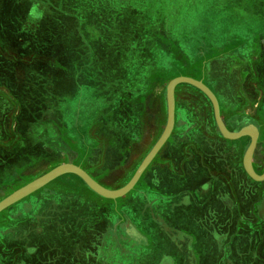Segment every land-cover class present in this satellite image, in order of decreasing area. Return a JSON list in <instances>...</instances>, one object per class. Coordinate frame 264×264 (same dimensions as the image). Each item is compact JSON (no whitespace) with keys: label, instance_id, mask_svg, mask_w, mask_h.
Segmentation results:
<instances>
[{"label":"rangeland","instance_id":"1","mask_svg":"<svg viewBox=\"0 0 264 264\" xmlns=\"http://www.w3.org/2000/svg\"><path fill=\"white\" fill-rule=\"evenodd\" d=\"M185 1L0 0V201L65 163L107 189L124 186L164 130L167 84L180 75L211 90L228 131L257 132L250 166L263 173L264 47H231L238 33L232 28L242 23L231 16V0L219 6L223 17L210 14L203 0ZM133 9L144 15L141 27L132 28L133 16L113 20L119 12L136 15ZM173 96L168 136L123 195H100L64 171L0 210V264H40V254L27 260V231L38 229L33 220L57 221L59 233L71 237L78 233L73 223L90 227L91 214L81 211L91 202L130 207L143 197L145 205L161 207L152 177L165 172L176 192L191 187L189 179L197 183L192 188L206 180V203L221 195L232 224L263 219L257 214L264 215V179L243 166L250 136L224 137L210 98L197 86L178 82ZM128 224L139 226L125 217L121 228ZM78 249L77 259L87 264L86 245Z\"/></svg>","mask_w":264,"mask_h":264},{"label":"crops","instance_id":"2","mask_svg":"<svg viewBox=\"0 0 264 264\" xmlns=\"http://www.w3.org/2000/svg\"><path fill=\"white\" fill-rule=\"evenodd\" d=\"M125 1L127 4L130 2ZM231 3L233 19H242L237 28H232L238 33L232 34L231 47H264V0H231ZM133 4L138 7L136 2ZM134 11L136 15L119 12L113 20L122 23L133 16L138 20L132 28L137 29L146 20L143 13L136 9ZM69 16L78 18L73 13ZM152 16L148 23H153ZM133 32L137 33L136 30ZM126 34L133 33L127 31ZM119 205L115 202L101 206L91 202V209L81 211L87 217L91 214L90 227L88 224V227L84 225L82 228L79 224H71L73 229L77 227L78 230L77 235L71 237L59 233L61 224L58 225L57 221L33 220L32 226L35 223L38 229L32 232L34 227H31L27 231L31 244L28 262L34 261L33 254L35 257L40 254V257H36L40 264H86L80 263L75 255V250L78 252V248L86 245L89 255L87 264H264V219L254 225H229L225 218L227 212L221 210L223 219L206 223L210 211L215 212L220 208L217 201L206 203L199 209L190 204L176 206L174 210L157 209L150 204L145 205L143 197L139 205ZM157 213L164 219L166 216L168 227L155 225L151 221L150 218ZM74 214L80 215V212ZM125 217L139 223L137 227L131 226L142 236L141 239L135 240L124 234L126 226L122 229L121 222ZM174 230L178 231L176 238L170 235V231ZM156 234L163 238L162 245L155 241Z\"/></svg>","mask_w":264,"mask_h":264},{"label":"water","instance_id":"3","mask_svg":"<svg viewBox=\"0 0 264 264\" xmlns=\"http://www.w3.org/2000/svg\"><path fill=\"white\" fill-rule=\"evenodd\" d=\"M182 81L197 86L198 88H200L203 92H205L208 95L213 105L214 117H215L217 127L224 137H227L229 139H235L241 135L250 136L251 141H250V144L248 146V149L243 159V166H244L245 171L248 173V175L252 177L253 179L255 180L264 179V171L263 173L257 175L253 172L250 166V154L253 151L254 146H255L257 132L254 129L249 128V127H244L236 132L228 131L220 117L218 103L215 98V95L211 92V90L205 84H203L201 81L195 78L180 75V76H176L170 79L167 84V121H166L164 130L162 131L161 135L156 140V142L153 144L151 149L148 151L145 158L140 163V165L138 166V168L136 169L132 177L129 179V181L124 186L116 190L107 189L104 186L97 183L94 179H92L85 171H83L78 166L65 163V164H61L55 167L54 169L48 171L44 175L28 183L27 185L21 187L20 189L14 191L12 194L7 196L5 199L0 201V210H2L4 207L14 202L15 200L19 199L23 195L28 194L29 192L34 190L39 185H42L43 183L47 182L48 180L52 179L53 177L59 175L60 173L64 171H72V172L77 173L91 187L92 190H94L100 195H103L105 197H111V198H115V197L123 195L137 181L139 175L141 174L142 170L144 169V167L146 166L150 158L155 154V152L159 149V147L162 145V143L168 136L173 126V120H174V96H173L174 86L176 83L182 82ZM126 232L128 233L130 237H132L135 240L142 238V236L135 230L133 226L127 229Z\"/></svg>","mask_w":264,"mask_h":264},{"label":"flooded vegetation","instance_id":"4","mask_svg":"<svg viewBox=\"0 0 264 264\" xmlns=\"http://www.w3.org/2000/svg\"><path fill=\"white\" fill-rule=\"evenodd\" d=\"M163 175L164 176L162 178H159L157 175H156V177H155V175H153V177H152V179H154V185H155L156 191H157L156 197H157L158 201L161 202V207L159 206V207H157V209H162V208L164 209L165 208V209L174 210L176 206L177 207H183L187 204L193 205L197 209L204 207V205L206 204V201L208 200V195H207V193H208V182L206 180L202 181L199 184L200 187L196 186V187L192 188V185L193 184L196 185L197 183L194 182L192 179H189L188 183L190 184L191 187H188L185 189H179L176 192V189L174 188L173 178H171V176L168 175V173H166V172ZM184 192H186V193H184ZM171 199H173L172 202H170ZM212 201L213 202L217 201L220 208L218 209V211H215V212L210 211L211 213L209 215H207L206 223H209V224L212 223L213 221H215L216 219H221V218L223 219L224 217H222L221 215H222V212L225 211L224 207L228 208V206L224 203L225 200L223 199V197L221 195L220 196L218 195V197H216ZM163 202H168V204L166 205V203L164 204ZM213 202H210V203H213ZM210 203H208V204H210ZM221 210H222V212H221ZM253 212H256V211L255 210L250 211V213H253ZM257 215H259L260 218L262 216L264 217V215H260V214H257ZM155 216H156L155 225L167 226V227L169 226L167 221L164 218H162L161 214L157 213ZM223 216H224V214H223ZM165 218H166V216H165ZM258 221L259 220H257V221L256 220L240 221L238 219H235L233 221V224L237 225L240 223L241 224L246 223L245 225H248V224L254 225V224H257ZM226 223L229 225H232V222L227 220V218H226ZM130 227H132V226L128 224L126 229H129ZM171 232H173V234H176L178 231L174 230ZM177 235H178V233L176 234V236ZM176 236L173 235L172 237L176 238Z\"/></svg>","mask_w":264,"mask_h":264},{"label":"trees","instance_id":"5","mask_svg":"<svg viewBox=\"0 0 264 264\" xmlns=\"http://www.w3.org/2000/svg\"><path fill=\"white\" fill-rule=\"evenodd\" d=\"M169 1V0H168ZM191 2V3H193V2H195L196 0H186L185 2H184V4L185 5H187L188 6V2ZM201 1V0H200ZM203 1H205V6H206V9L208 8V10H211V9H213L212 11H211V13L210 14H212L213 12H215V10H217L218 12L219 11H221V17H223L224 16V13L226 12H224V6H222V7H219L220 5H221V3H222V0H203ZM224 3V2H223ZM222 3V4H223ZM208 4H210V6L208 5ZM232 4V3H231ZM203 5V4H202ZM217 13V12H216ZM217 16H218V13H217ZM231 16H232V7H231ZM230 16V17H231ZM207 17V16H206ZM226 29V28H225ZM224 39H226L225 37H223ZM137 47H142V46H139V44L137 45Z\"/></svg>","mask_w":264,"mask_h":264}]
</instances>
